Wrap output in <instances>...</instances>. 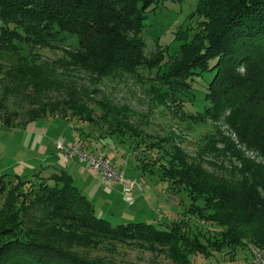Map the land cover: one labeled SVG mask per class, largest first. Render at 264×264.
I'll list each match as a JSON object with an SVG mask.
<instances>
[{"label":"rangeland","instance_id":"rangeland-1","mask_svg":"<svg viewBox=\"0 0 264 264\" xmlns=\"http://www.w3.org/2000/svg\"><path fill=\"white\" fill-rule=\"evenodd\" d=\"M198 1H166L148 13L141 35L147 55L153 58L151 66H157L163 56L164 61L172 62L180 44L191 41L194 33L202 29L204 18L194 13ZM68 42L78 44L76 36ZM42 53L49 62L63 55L61 49L48 48ZM17 56L0 51V60L6 68L17 62ZM31 57L29 54L30 60ZM263 65L264 62L255 57L249 62L245 60L226 67L223 74L232 72L233 83L238 84L234 91L238 89V93L233 94L234 102L220 93L211 106L209 101H204V95L214 78V70L191 81L193 89H183L172 80L164 93L167 88L158 81V66L117 72L101 80L77 69L64 70L58 66V81L72 87L67 91L73 99L77 95L92 102L93 107L95 99H110L122 109H128L126 119L135 130L127 128L125 135L113 133L115 125L109 121L100 118L94 122L83 121L66 108L64 117L48 114L26 122L25 110L38 103L29 107L33 99L25 95V90L16 94L8 86L9 81L4 83L7 110L0 111V226L17 218L16 198L11 194L16 191V185L22 184L21 187L27 190L30 186H25V182L38 184L52 173L66 170L72 176L73 184L90 201L95 214L113 225L146 222L160 230L181 231L183 235L179 234L180 238L174 243L177 252L173 250L174 244L97 236L77 220L69 218L67 213L54 211L52 204L38 202L35 194L29 201L19 198L20 228L27 235L32 234L26 239L48 244L93 264H259L255 261V251L264 254V250L257 246L253 235L246 234V241L242 243L219 247L221 227L212 220V207H207L205 194L198 196L185 185H175L165 177L157 163H152L175 144L188 164L207 171L215 181H230L242 188L256 186L261 196L264 195L259 185L264 182V146L254 143L257 139L263 144V139L255 136L259 123L252 118L255 114L259 119L264 107L254 102V110L239 109L247 92H264ZM249 69L251 73L244 82L236 80ZM223 74L215 80L218 90L224 88ZM0 91H3L2 86ZM67 91H53L48 97L50 110H55L57 101L65 98ZM13 107L21 113L18 112L12 123L6 124L4 118H11ZM96 112L97 116L102 115L100 108H96ZM152 143H155L154 148ZM59 144L66 149L77 146L90 155L108 157L121 175L137 181L133 190L134 204L127 201L122 184L106 181L89 161H81L77 155L70 158ZM144 163H148L147 170L141 168ZM195 195L197 199H194ZM10 236L7 232L0 233V245ZM180 255L188 263L183 262Z\"/></svg>","mask_w":264,"mask_h":264},{"label":"trees","instance_id":"trees-1","mask_svg":"<svg viewBox=\"0 0 264 264\" xmlns=\"http://www.w3.org/2000/svg\"><path fill=\"white\" fill-rule=\"evenodd\" d=\"M166 1L181 0H0V51L18 55L17 62L8 68L0 60V86L3 88L0 91V111L7 110V87L4 83L9 81L8 86L16 94L25 90V95L33 99L29 107L38 103L25 110L26 122L48 114L64 117L66 108L83 121L94 122L100 118L113 123V133L125 135L127 128L135 130L126 119L128 109H122L110 99H95L93 107L92 102L77 95L76 99L70 97L67 90L72 87L68 84L63 86L65 82L58 81L60 67L64 70L77 69L91 74L95 80H101L117 72H135L142 67L153 69L158 66V81L167 88L164 93L172 85V80H176L183 89H193L191 81L195 78L198 80L206 71L214 70L215 75L205 91L204 101H209L211 106L224 93L227 96L225 99L234 102L233 94L238 93L234 87L238 84L233 83L235 78L232 72H227L225 76L223 70L255 57L264 62V0H199L194 13L204 18L202 29L194 33L191 41L186 39L180 44L172 62L164 61L163 56L157 61V66H151L153 58L146 53L141 33L148 13ZM72 36H76L78 44L68 42ZM23 42L26 45H22ZM48 48L61 49L63 55L49 62L42 53ZM250 70L237 76L236 80L244 82ZM220 73L225 83L224 88L218 90L215 80ZM56 89L60 93L67 91V96L61 99L56 92L60 100L52 111L48 97ZM254 102L264 107V92H247L239 109L254 110ZM96 108L102 110V115H96ZM18 112L21 113L13 107L11 118H4V122H13ZM252 118L259 123L255 136L263 139V144L257 139L254 143L264 146V112L259 119L255 114ZM261 134L263 137H260ZM151 145L155 147V143ZM170 149H166L164 155L152 164L157 163L165 177L175 185H185L198 196L205 194L207 207H212V220L221 227L218 246L242 243L249 234L264 250V195L261 196L258 187L249 185L242 188L230 181L217 182L207 171L188 164L184 153L175 144ZM141 168L147 170L148 163ZM259 185L264 191V182ZM21 186L16 185V191L11 193L16 198L17 218L8 220L4 227L0 226V233L11 235L0 245V264H93L48 244L26 239L32 234L27 235L20 228L19 198L24 197L29 201L32 194H35L38 202L52 204L54 211L67 213L69 218L77 220L97 236L174 244L182 234L181 231L160 230L146 222L113 225L107 219L98 217L86 195L73 184L72 176L66 170L52 173L47 180H41L38 184L25 182V186H30L27 190ZM193 197L197 199L196 195ZM173 247L177 252L175 244ZM179 257L188 263L183 255Z\"/></svg>","mask_w":264,"mask_h":264},{"label":"built area","instance_id":"built-area-1","mask_svg":"<svg viewBox=\"0 0 264 264\" xmlns=\"http://www.w3.org/2000/svg\"><path fill=\"white\" fill-rule=\"evenodd\" d=\"M59 146L65 149L66 154L70 158H74L75 155H77L81 161H89L91 165H93V167L98 171L99 175L106 181L122 184V190L124 195L126 196L127 201L130 204H134L135 197L133 195V190L138 185L137 181L128 179L121 175L115 168H113L108 157L90 155L86 150H81L77 146H71L67 149L62 144H59ZM255 252V261L259 264H264V254L260 251Z\"/></svg>","mask_w":264,"mask_h":264},{"label":"crops","instance_id":"crops-1","mask_svg":"<svg viewBox=\"0 0 264 264\" xmlns=\"http://www.w3.org/2000/svg\"><path fill=\"white\" fill-rule=\"evenodd\" d=\"M72 145H74V144H72ZM109 185V183H107V186ZM130 204V203H129Z\"/></svg>","mask_w":264,"mask_h":264}]
</instances>
